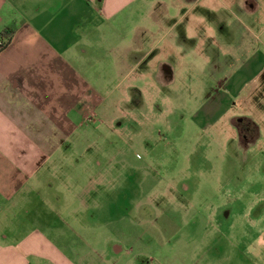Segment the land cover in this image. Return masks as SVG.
I'll return each instance as SVG.
<instances>
[{"label":"rangeland","instance_id":"rangeland-1","mask_svg":"<svg viewBox=\"0 0 264 264\" xmlns=\"http://www.w3.org/2000/svg\"><path fill=\"white\" fill-rule=\"evenodd\" d=\"M229 8L237 9L202 0L196 42L177 48L170 37L166 50L155 40L131 77L116 75L105 52L103 81L101 68L90 70L103 94L94 109L74 111V143L40 189L50 204L21 210L24 230L46 229L76 264H264V73L243 107L215 122L196 119L209 106L213 76L240 63L256 37L244 31L248 44L238 46L236 30L264 28V11L262 24L209 14ZM165 66L175 69L170 83Z\"/></svg>","mask_w":264,"mask_h":264},{"label":"crops","instance_id":"crops-1","mask_svg":"<svg viewBox=\"0 0 264 264\" xmlns=\"http://www.w3.org/2000/svg\"><path fill=\"white\" fill-rule=\"evenodd\" d=\"M200 2L0 0V35L8 27L16 28L8 47L0 52V264H76L46 229L30 226L24 230L21 210L39 202L50 204L45 197L50 191L40 189L56 178L57 163L66 156L64 148L74 143L69 141L74 111L79 115L83 109H94L93 99L103 94L90 85L94 73L90 70L101 68L96 75L98 82L103 81L110 62L105 52L112 53L116 75L131 77L137 64L148 60L155 40L166 50L173 49L170 37L177 48L196 42L192 36L198 31L195 19L200 17L196 13ZM211 2H231L237 7L229 8V13H209L213 17L262 24L264 0ZM256 30L259 33L252 28L236 30L238 46L248 44L244 31L256 37H250L240 63H226L230 71L213 76L209 106L196 117L201 124L215 122L247 104L245 97L250 99L245 91L264 73V50L254 42L264 47V28ZM144 49L146 55L138 58L137 50ZM174 70L163 68L165 83L174 81ZM249 119L255 122V117ZM235 120H242L241 116L229 121ZM116 251L121 248L116 246Z\"/></svg>","mask_w":264,"mask_h":264},{"label":"trees","instance_id":"trees-1","mask_svg":"<svg viewBox=\"0 0 264 264\" xmlns=\"http://www.w3.org/2000/svg\"><path fill=\"white\" fill-rule=\"evenodd\" d=\"M15 31H16V28L11 26L2 32V34L0 35V40L3 41V44L0 45V52L5 50L8 47Z\"/></svg>","mask_w":264,"mask_h":264},{"label":"built area","instance_id":"built-area-1","mask_svg":"<svg viewBox=\"0 0 264 264\" xmlns=\"http://www.w3.org/2000/svg\"><path fill=\"white\" fill-rule=\"evenodd\" d=\"M2 44H3V41L0 40V45H2Z\"/></svg>","mask_w":264,"mask_h":264}]
</instances>
